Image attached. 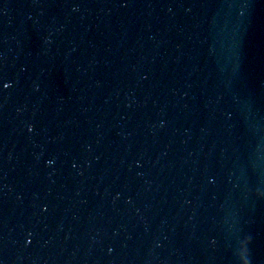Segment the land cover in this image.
<instances>
[{
    "label": "water",
    "instance_id": "obj_1",
    "mask_svg": "<svg viewBox=\"0 0 264 264\" xmlns=\"http://www.w3.org/2000/svg\"><path fill=\"white\" fill-rule=\"evenodd\" d=\"M0 264H264V0H0Z\"/></svg>",
    "mask_w": 264,
    "mask_h": 264
}]
</instances>
